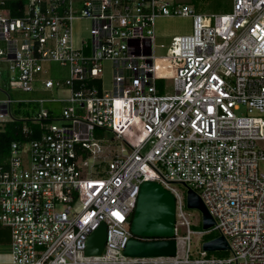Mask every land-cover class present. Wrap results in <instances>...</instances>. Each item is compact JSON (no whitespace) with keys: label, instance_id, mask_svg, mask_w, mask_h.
Here are the masks:
<instances>
[{"label":"built area","instance_id":"obj_1","mask_svg":"<svg viewBox=\"0 0 264 264\" xmlns=\"http://www.w3.org/2000/svg\"><path fill=\"white\" fill-rule=\"evenodd\" d=\"M231 2L211 17L182 0H0V124L22 100L37 103L32 117L45 124L37 137L0 149V221L10 227V259L0 264H264V0ZM161 15L191 16L192 31L173 35L157 55ZM75 18L89 20V39L79 44ZM52 61L66 67L63 78L47 75L44 62ZM161 78L172 91L158 88ZM37 81V97H12L4 88L34 91ZM45 103H61L60 112ZM242 105L249 113L235 112ZM105 130L118 148L104 142ZM24 144L27 166L18 155ZM144 180L175 197L172 255L121 253L132 236L167 238L130 229ZM178 184L200 195L211 227H190ZM101 222L103 250L87 255V238ZM213 229L230 254L203 248L192 256L190 234Z\"/></svg>","mask_w":264,"mask_h":264},{"label":"rangeland","instance_id":"obj_2","mask_svg":"<svg viewBox=\"0 0 264 264\" xmlns=\"http://www.w3.org/2000/svg\"><path fill=\"white\" fill-rule=\"evenodd\" d=\"M190 2L197 12L203 13L205 15L213 16L214 13L224 12L231 9L232 2L231 0H182ZM88 27L89 20L86 18H75L72 20V29H73V39L75 44H79L81 40H88ZM154 53L157 55H162L167 52L170 40L173 35L186 34L192 31V17L186 15H161L157 16L154 21ZM163 43V46L160 44ZM5 43L0 40V47H4ZM44 65L51 68L47 75L52 78H63L66 75L67 69L64 66H60L57 62H44ZM103 65V73L102 80L105 88L111 87V76H112V63L109 59H105L102 61ZM3 77L7 81L9 78V74L7 73V62H2ZM5 81V82H6ZM158 88L163 91H172L171 80L168 78H161L157 80ZM5 90L12 96L16 98H32L43 95V93L39 92L41 88V83L38 81L35 83L34 91H24L22 89L10 87L7 84H4ZM61 94H65L66 92L62 91ZM45 106L50 107L54 111L55 114L60 112L61 103L58 106H52L51 104H44ZM27 110L32 115V111L36 112L39 108L37 103L28 100H22L21 102H13L12 103V111L15 112V109ZM237 114H245L249 113L246 110L244 105L240 106L238 109H235ZM16 115V114H15ZM19 117H24L23 115H18ZM24 122H26L24 120ZM54 124L56 122H53ZM26 124V123H24ZM57 124V123H56ZM27 125V124H26ZM102 137L104 138V142L108 143L110 146L119 147L121 141L119 139H112V132L110 130H105L102 132ZM150 147V143H147L142 151H146ZM18 155L21 158V162L23 165L27 166V157L28 150L27 145L24 144L19 148ZM263 162H261L262 164ZM179 188L183 190L185 193L186 187L183 184H178ZM183 210L185 212L186 218L190 222V227L193 230H202L204 229L201 221V213L200 210L196 207H188L186 204L183 205ZM178 225V220H177ZM185 232L184 228L178 225L177 234L181 235ZM218 231L216 229L210 230L204 234L200 232H192L190 234V254L192 256L201 255V251L203 249L202 243L205 237L217 234ZM178 253L183 252L184 242L181 238L177 239ZM10 227L6 224L1 223L0 221V261L8 262L10 259ZM121 253L123 254L122 250ZM118 253V256L121 255ZM207 255H228L230 254L229 250H216V251H208ZM109 264H129V263H109Z\"/></svg>","mask_w":264,"mask_h":264},{"label":"water","instance_id":"obj_3","mask_svg":"<svg viewBox=\"0 0 264 264\" xmlns=\"http://www.w3.org/2000/svg\"><path fill=\"white\" fill-rule=\"evenodd\" d=\"M185 203L188 207L200 210L203 228L214 224L200 195L191 187L186 186ZM175 197L173 193L155 180H144L140 184L136 204L130 221V229L137 236H165L167 238L141 239L130 237L123 253L130 256L172 255L176 251L175 234ZM106 240V224L101 222L88 236L85 253L100 254ZM205 250L216 251L228 249L227 240L217 235L203 241Z\"/></svg>","mask_w":264,"mask_h":264},{"label":"trees","instance_id":"obj_4","mask_svg":"<svg viewBox=\"0 0 264 264\" xmlns=\"http://www.w3.org/2000/svg\"><path fill=\"white\" fill-rule=\"evenodd\" d=\"M13 115V118L5 120L0 124V149L4 150L8 148L10 142L13 140L26 141L37 137L40 134L42 128L45 126V124L42 122L44 120H34L30 112L27 110H22L19 108L15 109ZM18 115H23L24 117L22 118ZM24 120L26 122H24ZM24 123H26L28 127L34 128L33 132H23L22 126ZM183 204L185 205L186 203L184 202ZM216 235L217 234L205 237L204 240L212 238Z\"/></svg>","mask_w":264,"mask_h":264}]
</instances>
